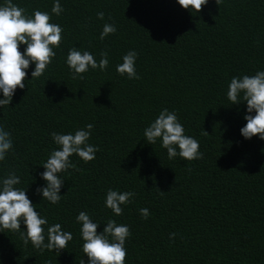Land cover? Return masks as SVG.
<instances>
[{
    "label": "trees",
    "instance_id": "16d2710c",
    "mask_svg": "<svg viewBox=\"0 0 264 264\" xmlns=\"http://www.w3.org/2000/svg\"><path fill=\"white\" fill-rule=\"evenodd\" d=\"M12 3L27 16L48 12L63 39L44 74L31 78L30 64L25 87L0 106V126L12 139L0 161V185L10 172L20 177L16 187L47 218L45 243L55 223L73 239L59 253L41 252L23 243L21 221L20 232L0 229V264H87L81 211L98 232L109 219L129 227L125 264H264V139L241 135L246 101L227 97L232 77L264 71V0H208L198 13L177 0H59L60 15L51 12L55 0ZM106 23L116 32L100 39ZM73 47L97 62L107 52V68L90 67L73 79L66 63ZM129 50L137 53L139 79L116 70ZM165 108L199 142L201 159H169L161 139L147 142L145 128ZM89 123L95 159L73 154L76 168L60 174L59 203L43 199L37 191L46 186L43 163L59 149L50 133L74 134ZM108 189L135 193L122 215L106 207Z\"/></svg>",
    "mask_w": 264,
    "mask_h": 264
},
{
    "label": "clouds",
    "instance_id": "9594fccd",
    "mask_svg": "<svg viewBox=\"0 0 264 264\" xmlns=\"http://www.w3.org/2000/svg\"><path fill=\"white\" fill-rule=\"evenodd\" d=\"M179 5L198 13L208 0H177ZM220 0H216L219 4ZM63 11L59 0L51 9L52 13L60 15ZM97 17L104 19V13L98 12ZM114 24H104L100 33V39L115 33ZM63 39V28L51 22L48 12L35 10L32 16L25 14V9L7 0L4 6H0V106H8L17 88L25 87L27 77L26 70L30 64L35 65L31 78H39L44 74L48 65L51 64L56 53L54 48H59ZM26 47L20 51V45ZM99 62L88 51L78 50L76 47L69 49L66 63L73 70V79H83L82 74L89 68L105 70L108 66V54L102 51ZM137 53L129 50L122 58L123 62L117 65L120 75H127L129 79H139L136 72L135 61ZM227 97L233 104L246 101L247 109L244 119L246 124L240 129L241 135L250 139L258 136L264 139V71H258L254 75L232 77L228 85ZM255 115H252V112ZM93 125L87 124L85 129L76 130L74 134L50 133L52 140L59 145L58 150H53L45 163L44 171L40 173L46 181V186L38 188L42 198L53 204L61 199L60 189L63 179L60 174L69 168H76L70 157L78 155L84 162L95 159L97 146L88 143ZM204 135H209L203 131ZM144 136L150 144L161 139L162 147L167 150L169 159L177 155L186 160L201 159L199 142L191 136L185 135L183 125L178 121L174 111L163 109L158 117L144 130ZM12 148V139L9 132L0 126V161L6 157V153ZM191 171V169H189ZM20 177L10 172L0 185V229L20 232L21 221L25 225V232H20L25 245L31 241L34 248L41 252L45 249H66L68 242L73 239L72 233L63 231L59 223L52 224L47 228V243H45V228L47 218L41 216L35 205L26 195L25 188H17ZM163 193V191H161ZM134 192L108 189L105 205L117 216L123 214L121 205L128 204ZM140 213L147 218L150 213L147 208L140 209ZM76 220L81 223L80 229L83 239V253L87 255V264H125L127 250L124 247L126 239L131 235L129 227L117 224L109 219L102 231L98 232V223L93 222L90 216L81 211ZM176 233H170V240H174ZM80 264H85L82 259Z\"/></svg>",
    "mask_w": 264,
    "mask_h": 264
}]
</instances>
